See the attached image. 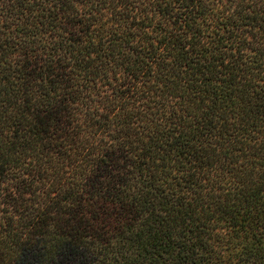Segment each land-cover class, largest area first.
I'll use <instances>...</instances> for the list:
<instances>
[{
	"label": "trees",
	"instance_id": "trees-1",
	"mask_svg": "<svg viewBox=\"0 0 264 264\" xmlns=\"http://www.w3.org/2000/svg\"><path fill=\"white\" fill-rule=\"evenodd\" d=\"M0 264H264V0H0Z\"/></svg>",
	"mask_w": 264,
	"mask_h": 264
}]
</instances>
